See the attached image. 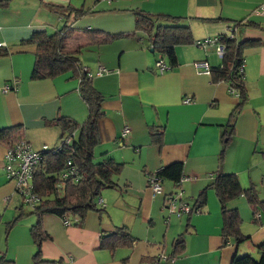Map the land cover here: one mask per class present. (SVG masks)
I'll return each mask as SVG.
<instances>
[{
	"label": "crops",
	"instance_id": "crops-1",
	"mask_svg": "<svg viewBox=\"0 0 264 264\" xmlns=\"http://www.w3.org/2000/svg\"><path fill=\"white\" fill-rule=\"evenodd\" d=\"M263 2L0 0V50L7 51L0 56V88L10 87L6 93L0 92V129L19 127L20 137L38 152L43 146L55 148L64 137L53 123L56 118L66 117L78 124L86 120L87 108L78 93L79 79L71 72L31 79L32 47L20 45L33 33L51 34L65 28L68 34L62 52L71 53L82 46L78 60L102 96L93 162L108 158L121 166L112 176L114 187L100 192V213L89 211L80 222L66 217L68 225L56 215L40 216L47 236L40 244L44 261L40 264H153L160 254L168 258L171 242L178 235H183V254L158 264H230L235 256L256 257V246L264 242L262 207L253 214L243 197L229 201L227 207L238 212L240 233L248 239L240 244L228 240L222 245L220 209L211 190L206 192L198 214L176 218L164 211L165 196L171 194L174 184L160 181L161 193L153 194L146 178L171 163H181L182 176L196 179L180 184L188 201L184 196L195 200L214 172L233 174L242 190L251 188L264 204V17L252 15ZM54 8H60L61 13ZM71 9L84 14L74 17ZM138 15L179 18L190 30L192 42L174 47L176 66L161 75L154 68L159 54L149 52L147 35L135 29ZM232 27L235 42L256 45L242 52L246 100L231 131H226L238 99L226 83H212L209 75L195 71L193 64L197 61H206L211 68L220 60L213 47L202 51L194 43L219 38ZM83 32L118 37L94 44L83 37ZM98 68L107 73L95 76ZM185 99L190 102L185 104ZM124 127L128 134L119 145ZM228 131L229 140L223 145L222 134ZM76 135L73 132V139ZM220 152L222 159L218 161ZM3 153L0 144V218L7 212L4 222L8 223L22 205H17L18 199L13 200L14 186L4 177ZM36 218L29 215L20 219L7 233L2 252L12 264H32L35 247L29 229ZM116 228L128 231L132 245L113 251L101 248V236Z\"/></svg>",
	"mask_w": 264,
	"mask_h": 264
},
{
	"label": "trees",
	"instance_id": "trees-1",
	"mask_svg": "<svg viewBox=\"0 0 264 264\" xmlns=\"http://www.w3.org/2000/svg\"><path fill=\"white\" fill-rule=\"evenodd\" d=\"M60 8H54L55 12L61 13ZM74 17L84 14L82 10L71 9ZM156 22H162L155 24ZM179 18H168L163 16H137L135 18V29L141 31L148 37L150 49L162 56L167 65L171 68L176 66L174 47L190 44L192 42L190 30L186 25L181 24ZM233 28V27H232ZM235 30V28H233ZM68 30L65 28L47 34L46 32L33 33L30 38L20 42L21 46H31V54L34 57L31 79H48L65 72H71L79 79L78 93L87 108V118L82 124L66 118L58 117L54 124L59 127L61 136H69L75 132L77 135L70 144H59L49 151L43 152L42 158L35 167L32 174V188L40 198L39 204L31 211L25 212L22 207L17 209L15 217L7 223L6 231L11 229L20 219L29 215H36V222L29 229V235L35 247L32 256V264H40L44 261L40 256V244L47 236L44 234L40 224V216L52 214L60 218L71 217L80 222L89 211L100 213L95 201L99 198L100 192L114 187L112 176L120 172L121 166L111 159H103L98 163L93 162L92 151L98 144L96 122L102 116V96L95 90L91 79L86 77L82 71L78 54L82 46H79L71 53H64L63 42L67 37ZM83 37L94 44L107 43L118 36H111L100 32H83ZM219 42L224 47L220 64L216 67H209V77L212 83L224 82L230 91H235L238 102L229 114L224 130L233 127L234 120L246 100V93L242 81V73L238 68L242 60V52L248 47L256 45L251 41L235 42L233 36H220ZM89 42V43H91ZM7 54L5 49L0 50V56ZM229 131L222 134V144L229 140ZM152 136V135H151ZM62 138V137H61ZM60 138V139H61ZM21 139L19 127H7L0 129V144L8 146ZM156 139V137H153ZM222 145V146H223ZM52 150L54 152L52 153ZM70 159L76 166L81 178L78 182L71 180H59L58 175L64 170L65 161ZM222 159V152L219 154ZM161 180H169L174 186L182 178V164L171 163L160 168L155 174ZM176 187V186H175ZM212 190L218 202L221 216V242L226 244L228 240L235 244L247 241V237L240 233L241 219L235 209L227 207L231 200L243 197L252 209V213L258 212L263 202L259 201L256 193L251 189L242 190L233 174L214 172L209 183L197 194L192 211L201 210L205 204L206 192ZM257 214V213H256ZM253 221V220H252ZM133 239L124 228H116L112 233L103 234L100 238V247L113 251L118 247H130ZM256 257L249 254L235 256L230 264H264V242L256 246ZM184 252L183 235H178L171 242V253L168 258H176ZM155 262V260L153 261ZM55 263V262H51ZM0 264H12L4 253L0 255ZM154 264V263H153Z\"/></svg>",
	"mask_w": 264,
	"mask_h": 264
},
{
	"label": "built area",
	"instance_id": "built-area-1",
	"mask_svg": "<svg viewBox=\"0 0 264 264\" xmlns=\"http://www.w3.org/2000/svg\"><path fill=\"white\" fill-rule=\"evenodd\" d=\"M252 15L257 17H264V2L257 5L252 10ZM233 28H229L226 36L231 38L233 36ZM194 45L197 48H200L202 51H205L207 47L214 48V54L219 58V60L223 56L224 47L219 42L218 38L213 40H204L202 42H195ZM205 56L207 53L204 54ZM242 63L238 68L239 73H242ZM195 71L198 74H205L209 75V65L206 61H197L193 64ZM154 68L156 69L159 75L163 74L170 70V67L165 62V59L158 55L154 62ZM107 73V71L103 68H98L95 72V76H101L102 74ZM86 77L90 79L92 76L89 73H85ZM10 90L9 86H3L0 88L1 93H6ZM230 93L236 96L235 91H230ZM190 102L189 99H185L184 103L188 104ZM128 134V129L126 127L123 128L121 131L117 142L119 145H122L123 138ZM73 139V133L69 136H64L60 139L61 143L70 144L71 140ZM45 146L41 148L40 151L35 152L33 151L28 143H26L22 138L18 141L4 146V153H3V173L6 180L13 182L14 184V192L17 193L21 198V204L25 207H28L30 210H33L40 202V198L32 188V174L35 167L38 165L42 158L43 152L49 151ZM54 150H52V153ZM59 180H71L73 182H78L81 176L78 173V170L75 165H73L70 159L65 161L64 170L61 171L58 175ZM185 177L180 178L175 186L178 187L181 184V181ZM161 179L154 174L147 176L146 184L147 187L151 190L153 194H160L161 193V186H160ZM169 196L166 197V205L165 209L168 210L169 214H174L177 217L180 215H187L191 216L194 214H198V211H192V207H188L186 203H183L179 200V194H174L173 197ZM178 202V203H177ZM177 204V205H176ZM96 207H102L103 203L100 199L95 201ZM64 225H68L69 223L66 219L62 218ZM166 260L163 255H159L155 260L154 264H158L161 260Z\"/></svg>",
	"mask_w": 264,
	"mask_h": 264
},
{
	"label": "rangeland",
	"instance_id": "rangeland-1",
	"mask_svg": "<svg viewBox=\"0 0 264 264\" xmlns=\"http://www.w3.org/2000/svg\"><path fill=\"white\" fill-rule=\"evenodd\" d=\"M81 69H82V71H85L84 73H86V70H85V68H83V67H81ZM184 177V176H183ZM212 178V177H211ZM211 178H210V180H211ZM196 179L194 178V177H192V176H187V177H185L182 181H181V184L182 183H184V182H194ZM209 180V181H210ZM163 180H161V182H162ZM209 181H208V183H209ZM160 182V183H161ZM164 183H166V184H169V182L168 181H166V180H164L163 181ZM9 183H11V184H13V182H9ZM207 183V184H208ZM206 184V185H207ZM170 185V184H169ZM205 185V186H206ZM13 186H14V184H13ZM160 186H161V184H160ZM204 186V187H205ZM173 187V186H172ZM182 189L180 188V185L178 186V187H173V189H172V191H171V196L170 197H173V195L174 194H179V200L181 201V202H183V203H186L187 204V206L188 207H191V204H192V202H193V200H194V198L193 199H189V198H187L186 196H184L188 201H186V200H184V198H183V192L181 191ZM212 191V190H211ZM212 193H213V191H212ZM15 194V196H17V197H15L14 196V199L13 200H16V199H18V203H17V205H22L21 204V197L17 194V193H14ZM257 196V195H256ZM165 197H167V196H165ZM259 197V199H261L260 197L261 196H258ZM257 197V198H258ZM166 199V198H165ZM178 203V202H177ZM177 205V204H176ZM166 207H167V205H166ZM22 208H23V210L25 211V212H28V210H29V208L28 207H25V206H23L22 205ZM98 208H100V207H98ZM3 211V210H2ZM0 212V215L3 213V212ZM165 211V214L166 215H168L169 213H168V210L166 209V210H164ZM8 215V213L6 212L5 214H4V218H0V252H2V251H4L5 250V242H6V239H7V233L9 232V230L8 231H6V227H7V223H5L6 221H7V216ZM171 217H176L174 214H169ZM182 218V217H181ZM2 219V220H1ZM65 219V218H64ZM182 220H184V217L182 218ZM5 221V222H4ZM67 221V220H66ZM3 253V252H2ZM1 253V254H2ZM161 255H163V257L164 258H167L166 257V255H164V254H161ZM168 259V258H167ZM162 262H168V261H165L164 259L163 260H161V263Z\"/></svg>",
	"mask_w": 264,
	"mask_h": 264
},
{
	"label": "water",
	"instance_id": "water-1",
	"mask_svg": "<svg viewBox=\"0 0 264 264\" xmlns=\"http://www.w3.org/2000/svg\"><path fill=\"white\" fill-rule=\"evenodd\" d=\"M233 33H234V32H233ZM149 52L152 53V52H153L152 49H149Z\"/></svg>",
	"mask_w": 264,
	"mask_h": 264
}]
</instances>
